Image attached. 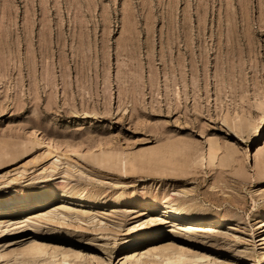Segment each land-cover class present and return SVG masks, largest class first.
I'll list each match as a JSON object with an SVG mask.
<instances>
[{
    "label": "rangeland",
    "instance_id": "374dc122",
    "mask_svg": "<svg viewBox=\"0 0 264 264\" xmlns=\"http://www.w3.org/2000/svg\"><path fill=\"white\" fill-rule=\"evenodd\" d=\"M263 122L264 0H0V151H20L33 140L30 153H46L33 133L65 142L60 151L66 143L79 145L80 154L144 155L170 143L200 151L192 154L199 167L185 177L135 168L133 175L85 171L82 180L73 169L74 175L64 173L63 162H72L52 151L45 165L56 158L63 167L45 176L36 165L17 184L27 188L45 176L64 187L30 214L73 202L88 207L90 220L77 222L60 208L63 219L55 210L52 223L28 214L39 226L1 227L0 252L38 238L89 256L92 264H120L131 251L170 245V235H176L189 241L182 246L205 253L213 264H264V226L256 215L264 208V179L229 185L233 177L255 176L254 153L264 151V130L258 140L253 137ZM207 148L222 165L202 158ZM18 164L0 166V191ZM65 192L84 194L87 201L64 198ZM122 195L129 200L115 204ZM145 197L156 204L176 199L185 218L203 211L206 218L190 222L215 227L214 235L179 231L168 223L140 229L147 213L137 202ZM13 207L4 215L16 220ZM220 214L227 221L217 225L214 216ZM59 218L61 225L55 223ZM134 236L139 243L124 246Z\"/></svg>",
    "mask_w": 264,
    "mask_h": 264
},
{
    "label": "bare ground",
    "instance_id": "6f19581e",
    "mask_svg": "<svg viewBox=\"0 0 264 264\" xmlns=\"http://www.w3.org/2000/svg\"><path fill=\"white\" fill-rule=\"evenodd\" d=\"M263 130H264V122L261 125V127L257 128V132L253 137V141L258 140V138L261 135V133L263 132ZM35 135H36V133L35 134L33 133L35 140L38 139V141H39L38 143L40 145L42 144L41 145L42 149L45 150L47 154L45 152H42V151H40V152L37 151V153H36V151H35V153L33 151V153H30V150L33 148V146L35 144V143H33V140H31L32 141L31 143L29 142L30 143L29 146L26 145V146L22 147L20 149V151H17L16 149L10 148V147H5L4 150L0 151V166H6V165H10V164L16 165V164H18L19 161H21L24 158V156H26V155L30 156V158L28 159V162H26V163L23 162L20 165L18 164L17 166H15V168L13 169L14 172L12 173L13 175L8 177L5 180V182H7L6 184H8L9 186L6 187V189H4V190L1 189L2 191H0V228L1 227L8 228L9 226H12V228H13L15 225L26 222V226H28L27 228H29V230H36V228H37L36 225H38V223H37L38 220H37V222L35 220H31L30 217L27 218V215L32 213L33 211L38 210V209H35L36 207H44L45 204H47L49 201H51L54 198V195L56 194L57 189L59 187H61V188L64 187L63 184L52 179L53 177L52 178L51 177L45 178V176H49L52 172H55L56 169L61 168V166L63 167V165H61V163H60V165H61L60 167L58 166V163H56V161L60 162V160L59 159L56 160V158H55V160H51V162H49V164L47 166L45 164H46V162L48 163V161L51 158V155H53L55 153L52 151H60L58 149H61V147L63 146V144L65 142H63V144H62L60 142L58 143V141H57V143H56V141L48 138V136L47 137L43 136L40 138L39 136H35ZM102 143H103V141H102ZM69 144L66 143L64 145V148H62L64 150L63 151L61 150L60 152H62L64 155V156L63 155L62 156L66 157V159L71 161L72 164L66 160L63 162L64 164L66 162V165H64V168L65 167L66 168L65 169L62 168V169H63L64 173L69 172L68 175L69 174L74 175L75 173L78 172L79 173L78 175H80L79 177H81L83 174L85 175L86 172H90L93 175H94V173H99L102 175H104V174L114 175V173H120L121 175H130V174L133 175V173L135 171L133 169H135V168H140L144 172L148 171L151 173H156L160 176L163 175L162 176L163 178H170L174 175L182 174V173H185V174L181 177H185L186 174H192L193 169L199 167L196 164V161H195L193 155H194V152H195V154H196V152H199V153H197V155H199L200 151H197V150H199L197 148H196L197 150L193 149L194 147H192V145H188V144L183 145L181 147H177V146L172 145L170 143V144H168L162 148L156 149V151H154L153 148H149L150 150L147 149L148 150V151H146L147 153H145V151L142 150L146 155L145 154L142 155L143 153L141 151H140L141 155H138L137 154L138 152L136 154L134 152H133L134 154H132V153L129 154L128 152L126 153V151H125V153H122L119 150L118 151L113 150L112 152H109V153H107L105 150L100 151L98 153H95L96 152L95 151L94 152L95 154H94V153H91L90 150H88L87 152H84L85 151L84 149L81 151L84 153L80 154V151H78V149H77L79 145L76 147V145L71 146L73 143L70 145ZM92 144H93V142H92ZM105 144H106V146H108L107 143H105ZM207 149H206V153H204V156L202 155V158L206 157L208 160V164L213 165L216 161H218L217 160L218 155H216L215 151H213L212 149H210V148H207ZM111 150L112 149L110 148V150H107V151H111ZM178 151H179V153H178ZM82 154H84V155H82ZM191 155H192V157H191ZM191 158H193L194 160H192ZM200 158H201V155H200ZM221 162H222V160H221ZM221 162L218 161V164L222 165ZM27 163L28 164L31 163V165L27 166ZM231 163H233V162H231ZM36 165H38L39 168H41L40 173H44L45 176L41 177L43 179H41L40 181H36V183L34 185H30L27 188L18 187L17 183H18V181H20V179H22L24 177V174L27 171V169L28 168H34ZM233 165L234 164H231V166H233ZM72 169L76 172L75 173L72 172L73 171ZM35 170H36V168L34 170H32L30 173H28V175H26L25 177H29L31 173L33 174L35 172ZM218 171L220 173H222L223 176L227 175V174H225L226 169L223 167H219ZM236 171H238L237 168L233 167V172H236ZM254 171H255V176H254V174H252V175H250L252 177H250L248 175V173H245V175H243L242 178L232 176L233 181L229 185L231 187H233V189H234V187L236 188V186L237 187L239 186V184L237 182H244V181L249 182L250 181L249 179H251V178H253V179L254 178L264 179V151H260L258 149L255 151V153H254ZM130 172H132V173H130ZM54 174H56V173H54ZM137 175H139V174H137ZM66 176H67V174H66ZM82 177H81V180L85 176L83 178ZM86 178H88V176ZM28 179H30V177ZM88 181L89 180H87V182ZM20 186H22V185H20ZM68 189H70V188H68ZM83 190H84V188H83ZM63 197L71 199L72 201H76L79 203L84 202L86 200L85 195L81 194V193L74 194L73 192L72 193L71 192H65ZM163 197H164V195H163ZM168 198L169 199L167 201H164L161 204L154 203L149 197H145V199H143L142 201L137 202L139 205V208H142V212L147 213V218L144 220V222L142 220V223H140L138 225L140 229L144 228V226H146V227L152 226L153 228L156 229V227L162 225L163 223L164 224L168 223V224H170L171 227H175L179 231H183V232H189V231L193 232L194 231V233L201 231L202 233H204V235H206L204 237H209L210 235H214L215 227L209 226V225L207 227H203L201 224H194V223L190 222V220H192V218H195V219L203 218V217L206 218V213H204L203 211H202V213L195 212L191 218H188V217L185 218V215H184L185 213L183 212V209H181L178 206L179 204L176 205L175 203H173V200L175 201L176 199H172L171 197H168ZM115 199L116 200L113 202L117 205L123 204L124 202L129 200V198L127 196H124V195L119 196ZM163 199H166V198H163ZM67 202H69V201H67ZM72 203H68V204L62 203V204L58 205V208L62 209L63 211L67 210L66 212H69V211H70V213L72 212L71 213L72 217H73V215H75L74 217L78 218L77 222L80 221V223H81V220H80L81 217L83 219V217L87 216L89 218V216L90 217L92 216L90 210H87L88 207L86 209H83V207L81 205H76L77 203L76 204L75 203L72 204ZM193 204H195V203H193ZM90 205H91V203H90ZM11 206H14L13 208H16L15 215H18L16 220L12 219V218H7L8 215H6V216L4 215V214H7L9 212V207H11ZM58 208H56V209L53 208V210L49 209L48 211L46 210V212H44V213H37V214L35 213V215H31V214L30 215L35 216L36 219L41 220L42 218H45L44 220H49V222H51L55 218L54 217L55 216L54 211L57 210ZM138 210H141V209H138ZM256 210H257L256 211L257 218L258 219L260 218L259 227H263L264 226V218H263L264 217V208L260 207ZM58 211L59 210H57V212ZM57 212H56V215L60 214V216H61L62 212L60 213V211H59L58 214H57ZM156 212L158 214H156ZM69 215L70 214H68V216ZM63 216H64V218H65V216L67 218V214L63 215ZM93 217L95 218V216H93ZM60 218H62V216ZM60 218H59L60 222L58 220V222H55L56 224L57 223L60 224L63 222V220H62L63 218L62 219H60ZM214 219H215V221H213V222L216 223L217 225H222L224 222L227 221V217L223 216L221 214L214 216ZM44 220H43V222H44ZM61 220H62V222H61ZM89 220H90V218H89ZM97 220H96V222H97ZM82 222H83V220H82ZM87 222H88V220H87ZM94 223H95V220H94ZM24 224L25 223H23V225ZM63 224H65V222ZM87 224H89V222ZM69 225H71V223ZM76 226L80 227V228H87L86 226L84 227L81 224L80 225L76 224ZM21 227H23V226H21ZM102 227H104V226H102ZM2 231H3V229H2ZM175 232H176V230H175ZM216 232L218 233V231H216ZM180 233H178V234H180ZM188 234L189 233H187L185 236L187 237ZM222 234H224V233H222ZM195 235H196V233H195ZM189 236H191V235H189ZM170 238H172V241H173L170 245H154V246H152L146 250H144V249L143 250L142 249L134 250V251H131L130 253H128L127 255L120 257L119 262H120V264H123L125 262L126 263L128 262L130 264H211L212 263V262H210L211 258L209 259L208 255H206L205 253L192 251V250H189L188 248H186L185 246H182L181 241L187 240L186 238L182 237V239H181V238H179V236H176V235H170ZM186 242H189V241L187 240ZM138 243H139V237L138 236L137 237L134 236V237H130V238L128 237L127 241L124 243V246L130 247V246L136 245ZM262 243H264V236L262 237ZM20 248L21 247H19V249L15 248L16 250L13 248L10 252H8V251L7 252H5V251L0 252V261L2 262L5 260V258L8 257V259L9 258L12 259L11 264H92V261L88 259L89 256H88V258H86L85 256H83V258H81L82 254H80L79 252H75L72 249H63L64 246L62 248V247H59V245L58 246H54V245L52 246V245H49V243L46 244V242L44 243L43 241H41L38 238H34L29 243L28 246L26 244V246H24V248L23 247L21 249ZM10 259L8 261H10ZM93 260H94V258H93ZM99 260H100V258H99ZM101 260H102V258H101ZM8 261L3 262V263L7 264ZM96 261H98V260H96ZM1 262H0V264H2ZM98 263L99 264H106V263H104L103 260L98 261ZM8 264H10V263H8Z\"/></svg>",
    "mask_w": 264,
    "mask_h": 264
}]
</instances>
